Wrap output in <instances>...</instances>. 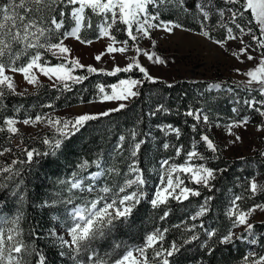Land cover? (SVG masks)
Instances as JSON below:
<instances>
[{"label": "snow or ice", "instance_id": "6c2138e0", "mask_svg": "<svg viewBox=\"0 0 264 264\" xmlns=\"http://www.w3.org/2000/svg\"><path fill=\"white\" fill-rule=\"evenodd\" d=\"M179 4H183V0H177ZM229 5L238 6L228 9L231 13L232 23L240 30L241 38L238 39L233 34V29L228 27L227 36L229 40H238L242 45L239 53L233 52V55L240 58L241 55H246L248 60L258 59L257 65L247 70L244 75L248 77L245 83L250 91H256L260 96L264 97V52H260L258 57H254L249 53L252 47L251 43H246L243 35L250 36L251 41H255L259 49H264V0H225ZM165 0H6L0 5V99L5 96L4 89H7L11 94L24 95L25 93H17L14 78L11 73H20L24 80L29 84H38L39 77L36 70L43 76L53 81V87L57 86V82L63 85V88L71 91L72 84H80L88 79L87 75H74L75 69H86L88 73L103 72V69H97L91 65H85L80 62L78 58L71 56V49L64 43L69 37L75 38L81 43L91 44V40L82 39L81 31L83 28H92L91 14L102 17L97 24L98 36L108 37L111 43L107 45L106 51L108 54L121 53L125 54L129 51V40L135 43L141 37L151 38L150 30L153 28L163 27L165 30L171 32L174 28H182L179 23H174L173 27H169V23L154 24L153 21L160 19L158 13L153 14L150 8H159ZM211 3V0H209ZM70 11L66 12V9ZM199 11L203 13L205 18H208L209 13L204 10V5L199 6ZM250 13L254 19L256 28L259 29V35H256V29L248 27L247 31L236 23L237 18L244 19L245 14ZM221 16L224 15L223 10L219 11ZM68 17V23L74 24L69 30L65 29V17ZM57 17H60L58 19ZM248 20L247 23H251ZM123 27L117 29L124 31L128 39L117 41L115 35L111 30L117 26ZM221 27H226L221 24ZM54 34H58L55 35ZM201 35L208 37L209 32L203 31ZM56 39L58 42L53 43ZM154 43V42H153ZM222 45V41H215ZM119 44L117 47L115 45ZM30 50H34L30 54ZM43 50V51H41ZM50 52L60 63L51 64L49 61L43 60L44 53ZM135 52L143 54L148 60H153L163 64L165 61L160 59L154 52L149 53L142 49L139 45H135ZM105 53H100L95 56L99 61ZM21 57H26L25 62L18 64ZM129 62L123 68L117 66L108 75H116L120 72H130L138 70L143 74L147 81L155 82L156 78L149 74L148 70L141 65L136 56L127 57ZM239 71V69L237 70ZM71 82V83H69ZM120 91H117V86L112 85V92L109 94L105 92L104 86H99V92L102 94L103 101H121L118 106L108 111L93 114H81L72 119L52 117L51 115H35V117H28L22 121H18L15 117H6L3 119V126H0V132L7 131L10 134L16 135L19 133L18 123L25 125H35L37 123H45L53 127L56 136L52 139L44 138L42 143L48 146L49 151L41 153L39 150L25 148L24 160H13L11 164L0 165V177L5 181H11L13 177L21 175V169L17 168V164H31L34 157L40 155H55L61 149L65 140L70 139L77 132L85 126L89 121L98 119L99 116H108L111 113L119 112L126 108V104L122 101H127L129 98L139 95L138 91L133 89L142 83L141 80H121ZM252 85L257 87L253 88ZM211 87L219 88L220 85H212ZM245 104L254 108L261 116H264V99L261 100H245ZM261 105L257 108L256 105ZM46 107H53V105H46ZM160 108H163L161 105ZM19 111V110H17ZM236 111V109H233ZM155 115V113H150ZM188 116H193L196 121H203L205 124L209 123V116L202 113H194L189 111ZM247 124L248 118L245 117L242 122L238 121L235 124H229L228 132L232 133L233 126H240V124ZM195 128V125L193 126ZM167 131L174 132L177 137L180 135V129L174 128L172 125L165 126ZM138 133L135 130L131 132V143L127 151L129 152L127 160V171L122 175L120 168L115 163V156H123L124 142L126 137L120 135L118 143L114 149L115 156L113 163L106 166L102 154L96 159L89 161L82 160L77 166V170L71 173L70 178L59 180L58 183L64 187L61 188L56 196L58 201L52 203H63L71 205L68 210L69 223L66 228V233L70 239H65L63 236L57 237L59 247L68 248L69 253L61 252V255H69L76 264H85L83 259L77 260V257H82L87 253V264H152V262L159 261L160 264H170V257H173L180 251L183 244L191 243L199 239L196 234L191 235L183 240V244H178L172 241L169 247L164 248L158 244L164 240V234L168 229L163 230L157 228L151 234L147 235L146 242L143 246L123 249L121 243H115L112 246L111 252H105L101 255L95 244L98 241L106 239L116 228L117 222L126 221L132 214L134 209L141 203L142 200L147 199L153 209H159L164 206L165 210L159 217L164 220L171 211L168 204L171 200L178 202L187 201L190 197H200L202 192L199 188L190 187L186 184L185 178L190 180L193 184L202 186L212 190L214 185L211 183L216 178L219 169H214L205 164H194V160H204L205 157L200 154L195 145L191 150H185L182 146L172 145L175 148V155L178 157L182 152L185 153V160L183 163H170L169 159L162 160L161 168L158 170L160 174V186L157 187L151 197L144 190L147 184L145 178V171L140 167L139 153L143 140L137 141ZM201 141L206 148L212 153L218 151L215 142L208 134L200 136ZM236 140L240 137L236 136ZM235 142V141H233ZM164 149H168V143L163 144ZM11 149H4L0 155L5 152H10ZM95 167L97 170L88 172V169ZM88 173L83 175V173ZM7 173V175H5ZM7 183L0 182V188H7ZM19 190V185H17ZM252 195L264 192V184L258 183L253 177L248 184V189ZM15 195V193H13ZM214 197L209 195L204 198L203 203L199 206V210L191 216L192 220L204 216L211 210L210 202ZM23 203L25 197H19ZM244 199L242 195H236L231 200V207L228 208L226 215L232 219V228L244 226L245 232L252 234L253 224L249 222L252 214L257 210L264 211V204H255L247 210L240 208L237 201ZM79 201V203H77ZM48 206L47 202L45 205ZM234 218V219H233ZM23 219L22 212L10 221L6 218L0 217V224L10 223L12 226L8 228L0 227V264H31V257L36 253L34 246L25 243L23 239V230L20 227V221ZM174 227H180L175 225ZM201 227L203 225L201 224ZM195 226L186 228L185 231L194 232ZM229 228L226 234L219 238V243L229 244L233 242V237L236 239H246L242 235H237ZM35 236V232L31 233ZM55 235V233H53ZM206 235L210 239L217 235L215 230H206ZM255 238L251 243L255 244ZM148 249L153 250V257L148 256ZM120 250V251H118ZM39 255V254H38ZM249 257L253 259L249 260ZM38 264H45V257L39 255ZM245 264H264V254L257 255L255 252H250L245 257Z\"/></svg>", "mask_w": 264, "mask_h": 264}, {"label": "trees", "instance_id": "16d2710c", "mask_svg": "<svg viewBox=\"0 0 264 264\" xmlns=\"http://www.w3.org/2000/svg\"><path fill=\"white\" fill-rule=\"evenodd\" d=\"M201 1V4L210 13L208 18H205L203 13L196 8L197 1L194 4L192 0L187 2L183 0L193 10L198 11L199 15L192 21H188L189 12L182 9L184 3L179 6H173L170 2L163 3L161 6L165 4V8H161L158 15L161 20H174L193 30H200V25L205 24L210 37L222 39L226 27H221L224 22L219 21L221 16L218 7H226L229 15L228 9L231 5L227 4L225 0H211V3H209V0ZM5 2L6 0H0V5ZM177 7L185 13L177 14ZM65 11H70V8ZM227 16L226 19L229 20L228 22L233 31H238L235 24L231 22V17L227 18ZM57 18L60 19V17ZM64 19L66 27L61 31L68 30L72 25L68 23L67 16ZM244 20H252L249 26L255 28L256 33L259 34V29L256 28L250 13L245 14ZM216 23L218 25H215ZM80 35L82 39L89 37L84 30L81 31ZM56 41L55 38L52 40L53 43ZM33 52L34 50H30V54ZM25 60L26 57H21V60L17 63H23ZM79 72H82L81 75H87L88 79L80 84H72L71 91L64 89L60 83L56 87L42 84L34 91L25 92L22 96L11 94L7 89H4L5 96L0 99V126H3V119L6 117H35V115L45 114L66 105L91 100L100 94L99 86L102 85L104 89H107L111 83L120 77L133 74L132 71L120 72L116 75H108L106 71L88 73L86 69H80ZM210 81L207 78L178 77L175 79L156 78L155 82H152L143 78L138 88L139 95L126 104V108L87 122L79 132L64 141L63 146L55 155H40L34 157L31 164H17L16 167L22 170L21 175L13 177L11 181H5L0 177V182L8 185L7 188H0V214L9 216L11 220L18 212H22L23 219L20 221V227L23 230V239L25 243L34 246L36 249V253L31 257V264H38L39 255L45 257V264H76L70 254L61 255V252L69 253V249L59 247L57 240L59 235L55 226L58 222H63L64 227H68V222H65V220L69 217L67 210L70 206L59 202L52 203L59 200L56 193L64 187L58 181L70 178L71 173L77 170L76 166L82 160L92 161L101 154L105 165H111L115 156L114 149L120 135L126 137L125 150L123 156H115V163L123 175L127 168L126 158L129 155L127 149L131 143V132L135 130L138 133L137 141H144L138 157L140 167L144 169L145 175H149L148 185L144 190L147 193L151 192L157 181V167L160 163V157H165L173 150L171 145L168 149H164L163 144L168 140L169 142L174 140L175 143L172 145L184 144V149L189 150L192 147L193 139L203 131L200 122L196 121L193 116H188L187 113L189 111L195 113L196 110L202 111L205 107L213 110L221 108L218 102L214 100L207 106L209 95H206L208 91L204 88V85ZM230 84L238 86L237 88L242 89L243 92L255 95L259 100L264 99L258 92L250 91L245 87V84L239 82ZM203 99H205V102ZM238 102H242L241 99ZM46 105H53V107H46ZM161 105L163 108H160ZM237 105L240 112L246 111L244 102L243 106L238 103ZM153 112L155 115H150ZM168 122L176 124L177 128L180 129L182 133L180 132L179 137L175 135L164 136L160 125ZM13 136L7 131L0 132V149L10 145ZM20 136L22 137V147L35 148L43 153L49 151L48 146L42 143L43 139H52L56 135L45 137L38 134L28 137L20 134ZM11 150V153H16V159L24 160L26 158L21 147H11ZM205 152L209 154L211 151L205 148ZM260 161L262 160L256 155L241 157L238 160H233L228 165L225 159L221 157L208 160V165L211 168L223 170L216 173V178L211 181L214 187L204 195L205 197L209 195L214 197L210 202L211 210L209 212L196 220L190 219L191 215L195 214L196 205L203 201L201 198L203 195H201L200 197H190L189 200L183 202L171 200L167 206L171 211L166 219L161 220L159 217L165 210L164 206L153 209L147 199L142 200L126 221L116 223V228L111 235L96 242L97 251L101 255L105 252H111L115 243H121L123 249L126 250L141 244L145 236L152 230L167 228L168 232L164 234L166 248L169 247L172 241L183 244V240L191 235L196 234L199 236V239L183 244L180 251L169 258L170 264H236L240 262L246 254L245 242L234 239L232 243L221 244L219 238L226 234L232 223V219L228 218L226 212L232 198L230 194L233 187L237 188L235 190L236 195L244 197V199L238 201L240 208L243 210L251 204L264 200V192L252 195L246 190L254 172V166ZM94 170L96 168L91 167L88 172ZM87 174V172L83 173V175ZM237 181H242L243 185H237L235 183ZM17 185H19V190H17ZM21 195L25 197L23 203L19 199ZM45 202L48 206H43ZM189 220L194 223V232L185 231L186 221ZM201 224L203 227H201ZM175 225L180 227H174ZM253 226L252 234L249 236L255 237L256 245H261L264 241V220L253 222ZM206 230H215L217 235L209 239ZM33 232H35V236L31 235ZM262 252L264 250L258 248V254ZM87 255L85 253L82 257H77V260L83 259L87 264ZM148 256L151 259L153 252L148 250ZM152 264H160V262L154 260Z\"/></svg>", "mask_w": 264, "mask_h": 264}, {"label": "rangeland", "instance_id": "374dc122", "mask_svg": "<svg viewBox=\"0 0 264 264\" xmlns=\"http://www.w3.org/2000/svg\"><path fill=\"white\" fill-rule=\"evenodd\" d=\"M187 1L189 0H186V2ZM168 2L172 3L173 6L180 5L177 2V0H165V3ZM192 2L194 4L195 3L197 4L196 7L197 9H199V6L202 5L201 0L200 1L192 0ZM163 6L160 5L159 8H151L150 11L153 14H157L161 8L162 9L165 8V4ZM230 8L234 10L233 5H231ZM182 9L184 11L189 12L188 21H192L193 19H196L197 16L199 15L197 10H193V8L186 3H184ZM204 10L207 11L205 6H204ZM220 10H223L224 15L223 16L220 15L221 17L219 21L224 22V25L226 26V28L224 29L225 34L222 39H217L216 37L213 38L210 36L205 37L201 35L200 33L206 31L205 24L200 25V30H193L190 28H186L184 26L182 28H174L173 24L177 23L174 20L159 19L157 21H153V23L158 24L161 22L164 23L172 22L169 23V27H173V30L169 32L165 30L163 24H161V27L153 28L150 30L151 32L150 39L148 37H141L135 43L129 40L130 49L127 53L108 54L106 48L107 45L111 43L110 38L98 36L97 24L100 22L102 17L95 16L94 14L90 13V10H87L88 14L92 16L93 26L90 29L85 27L82 30H84L85 33H87V35L89 36L87 40H91L92 43L91 44L81 43L80 41H77L75 38L72 37L66 39L64 43L71 49V56L69 58L72 57L78 58L82 64L91 65L93 67H96L97 69H103L106 72H111L117 66L121 68L125 67L129 62L127 57L136 56L139 59L141 65L144 66L148 70L149 74L155 78L175 79L178 77H191V78L199 77V78L210 79L211 81L204 85V88L208 91L206 95H209V97H207L208 98L207 106H209L211 104V101L214 100L215 102H218V105H220L221 108L217 110H213L210 109L209 107H205L203 108L202 111L200 110L195 111V113L199 112L208 115L209 123L205 124L202 120L199 121L200 127L203 129V131H201L199 136L194 138L192 141V146L195 145L196 150L200 154H202L205 157V159L194 160L192 163L194 164L203 163L206 166L210 167L207 162L208 160H215L221 157L225 159L226 164L228 165L233 160H238L241 157L248 155L250 156L256 155L260 157L262 161L255 164L254 172L250 180L254 177L258 181V183L264 184V116H261L259 112H257L254 108L250 107L247 104H246V111L240 112L239 106L237 105L238 103L241 106H243V102L245 100H252V99L259 100V99L256 98L255 95L249 94V92H243L242 89L237 88L238 86L230 84L233 82L234 83L239 82L245 84L246 81L248 80V77L245 76L244 73L247 70L254 68L258 63V59L248 60L246 58V55H241L240 58L237 59V57L233 55V52L239 53L242 45L239 44L238 40L228 39L226 29L228 27L231 28V26L228 22L229 20L226 19V16L228 15L226 11L227 8L219 6L218 12ZM177 11H178L176 12L177 14L185 13L178 7H177ZM229 17H231L230 12L227 18ZM247 21L248 20L237 18L236 23L240 24L241 27L244 28L245 31H247V28L250 27ZM215 25L218 24L216 23ZM72 26H74V24H72L70 28ZM121 27L123 26L118 24L111 30L112 34L116 36L117 41L128 39L124 31L117 30ZM233 34L236 35L238 39L241 38V33L239 29L238 31H233ZM256 35L259 34L256 33ZM242 39L246 43L252 44V47L249 49V53L252 56L258 57V54L260 52H264V49H259L257 47L255 41H251L250 36L243 35ZM217 40L222 41V45L215 43V41ZM135 45H139L142 49L148 51L149 53L154 52L156 56H158L160 59L164 60L165 62L161 64L156 61L155 57H153V60L151 61L148 60L147 57L144 56L143 54L135 52ZM115 46L119 47L120 45L117 44ZM100 53H105V54L101 57L99 61H97L95 59V56ZM43 60L49 61L51 64H56L61 62V60L57 59V57L53 56L52 53L50 52L44 53ZM238 69L239 71H237ZM79 71L80 69H75L73 74L81 75L82 72ZM132 72L133 74L124 77L122 76L119 79H117L115 82L111 83L108 86V88L105 89V92L111 94L112 85L117 86L116 89L117 91H120L123 87H126L120 85L119 82L121 80L142 81V79L144 78L142 73H140L138 70L135 69ZM36 74L39 77V83L29 84L27 83L26 80H24L22 74L9 72V75H12L14 78L16 92L19 93L32 92L42 84L53 85V81L43 76L41 73H39L38 70H36ZM58 83L59 82H57V84ZM216 84H219L220 87L219 88L211 87L212 85H216ZM139 85H137L133 90L138 91ZM252 86H256V85H252ZM101 96L102 94L100 93L96 98H93L91 100L77 102L71 105H66L61 108L48 111L45 114L51 115L52 117H60V118H68V119H72L78 115L85 113L98 115L101 112L108 111L112 108L117 107L118 103L121 102V101H103L101 99ZM134 98L135 97H132L129 98V100L122 102L128 104ZM239 99H241L242 102H238ZM203 100L205 102V99ZM256 107L260 108L261 105L257 104ZM233 109H236V111H233ZM45 114H41V115H45ZM245 117L248 118V123L247 124L241 123L240 126L238 127L233 126L232 127L233 134L230 135L227 126L229 124L234 125L235 122L238 121L242 122ZM15 118L18 121H22L23 119H26L28 117H24V118L15 117ZM167 125H172L174 128H177L176 124L171 122L160 125V129L163 132L164 136L167 135L176 136L174 132L166 130L165 126ZM17 127L19 128V133L12 137V139L10 140V145L0 149V152H3L4 149H11V147H21V150H24L25 146L22 147V137L20 136V134H23L24 136H28V137H33L38 134L44 135L45 137L56 135L55 129L53 127L48 126L45 123H37L35 125L32 124L25 125L23 123H18ZM202 134H208L209 137L215 142V144L218 147V151L216 153L209 152V154H206L205 152L206 146L200 139V136ZM236 136H239L240 139L236 140L235 139ZM166 143L172 146V144H174L175 141L171 140V142H169L168 140ZM201 143L203 144L202 146L200 145ZM176 146H182L184 149V144L182 145L177 144ZM191 148L192 147H190L189 150H191ZM172 149L173 150L165 157H160V162L164 159H169L170 163L173 162L183 163L185 160V153L182 152L181 155L177 157L175 155V148L172 147ZM11 152L12 150L10 152H5L4 155H0V165L11 164L13 160H16V155H15L16 153L14 152L11 153ZM160 168H161V163H159L157 169L159 170ZM126 171L127 168L124 171V173ZM145 178L147 179V184L145 185V187H147L149 181V175H145ZM185 182L190 187L199 188L203 195L201 198L204 201V197H205L204 195L206 194L208 189H205L199 185H195L186 178H185ZM235 183L237 185H243L242 181H237ZM159 186H160V174L158 171L157 181L155 182L151 192H148V196L151 197L155 189ZM236 189L237 188L233 187L231 190L232 193L230 195H232V198L230 199L228 208L232 206L231 200L234 198V196H236V191H235ZM203 201L196 205V211L199 210V206L203 203ZM255 204H264V200L251 204L247 209L251 208ZM70 208L71 205L68 207V210ZM0 217L6 218L7 220L10 221L9 216L0 214ZM262 220H264V211L257 209L250 217L249 222L253 224V222L255 221H262ZM65 222L69 223V217L65 220ZM193 225L194 223H192L190 220L186 221V228H191ZM11 226L12 225L10 223L0 224V227L5 229ZM55 227H56V232L59 236H63L65 239H70V237L66 233V228L64 227L63 222H58ZM230 228H232V223ZM156 229L152 230L147 235L151 234ZM232 231L235 232L237 235H242L243 237H246V239H240L243 240L246 244L245 247L246 254L243 256L240 262L236 264H245V257L248 256L250 252H255L257 255H259L258 248H261L262 251L264 250V241L261 243V245H256L257 242L255 244L251 243V240L255 237L249 236V233L245 232L244 226L232 228ZM147 235L145 236L144 241L141 244L136 245L134 247L143 246L146 242ZM234 239H236L235 236L233 237V240ZM165 245H166V241L164 239L161 242V244L157 245V248H159L160 246L166 248ZM148 250L150 252H153L152 249H148ZM260 254H264V252ZM251 259H253V257H249V260Z\"/></svg>", "mask_w": 264, "mask_h": 264}]
</instances>
